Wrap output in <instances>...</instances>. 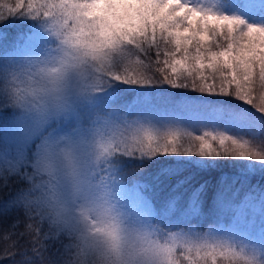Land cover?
I'll return each instance as SVG.
<instances>
[{
    "label": "snow or ice",
    "instance_id": "1",
    "mask_svg": "<svg viewBox=\"0 0 264 264\" xmlns=\"http://www.w3.org/2000/svg\"><path fill=\"white\" fill-rule=\"evenodd\" d=\"M15 24H23V30L13 34L5 28ZM53 56L65 66L91 68L107 81L234 96L264 114V0H0V78ZM47 96L29 99L0 89V176L7 177L0 180V215L23 210L34 221L15 199L22 178L38 172L42 153L50 154L65 140L63 133L82 130L72 123L76 99L54 105ZM174 118L172 113L125 117L117 137L122 155L264 160V142L253 138L223 130L191 137L155 123ZM137 214L157 221L168 237L160 253L163 264H254L264 258V237L215 233L147 211ZM19 223L4 238L28 235L30 241L20 246L14 241L0 251V259L46 264L55 246L44 229L28 223L26 232L17 233Z\"/></svg>",
    "mask_w": 264,
    "mask_h": 264
},
{
    "label": "clouds",
    "instance_id": "2",
    "mask_svg": "<svg viewBox=\"0 0 264 264\" xmlns=\"http://www.w3.org/2000/svg\"><path fill=\"white\" fill-rule=\"evenodd\" d=\"M105 81L91 68L65 66L53 56L45 64L9 70L0 89L29 99L47 93L55 105L97 92ZM121 133L119 123L82 127L75 135L69 130L50 154L42 153L38 172L22 178L15 199L55 246L46 264H163L168 237L157 221L130 211L113 183Z\"/></svg>",
    "mask_w": 264,
    "mask_h": 264
},
{
    "label": "trees",
    "instance_id": "3",
    "mask_svg": "<svg viewBox=\"0 0 264 264\" xmlns=\"http://www.w3.org/2000/svg\"><path fill=\"white\" fill-rule=\"evenodd\" d=\"M5 28L15 34L23 30L24 25H5ZM75 105L76 114L72 123L88 128L114 116L133 119L142 113L143 107L145 112L151 113L169 108L167 110L177 114L180 106L185 105L191 106V113H232L250 122L251 130L258 133L251 137L264 142V114L234 96L172 88L163 83L128 84L106 80L99 91L76 99ZM249 159L237 156L213 158L195 153L152 157L122 155L112 165L113 183L115 189L127 191L147 206L145 210L135 207L134 213L147 211L189 228L211 229L213 232L222 228L226 232L225 228L242 226L240 216L247 212L251 204L260 206L257 223L264 215V173L252 171ZM242 205L248 206L242 210ZM128 209L133 210V206ZM17 219L20 220L15 229L17 233L26 232V224H34L23 210L0 215V251L14 241L18 242V246L30 241L28 235L4 238L13 231L10 226ZM244 231L248 236H255L254 228H244ZM16 259L20 256L17 255ZM0 264L12 262L0 259Z\"/></svg>",
    "mask_w": 264,
    "mask_h": 264
},
{
    "label": "rangeland",
    "instance_id": "4",
    "mask_svg": "<svg viewBox=\"0 0 264 264\" xmlns=\"http://www.w3.org/2000/svg\"><path fill=\"white\" fill-rule=\"evenodd\" d=\"M177 114L172 112L171 110L163 109L160 112L157 113H172L174 114V119H167V120H157L155 123L165 130H174L178 131L181 134L185 136H200L203 135L206 131H212V130H223L230 134H235L238 136H242L245 138H252L251 136H257L258 133H254L253 130H251L252 126L251 123L248 122L244 118H240L235 114L232 113H223V112H205V111H193L192 108H190V105L180 106ZM144 110H142V113H139L138 116H144L151 112H145V107H143ZM189 110V111H188ZM155 113V112H152ZM113 116V115H109ZM134 117L133 119H135ZM125 118L121 117H110L107 120L99 121L97 123H103L106 125H113L117 123H121L124 121ZM96 123V124H97ZM95 124V125H96ZM93 125V126H95ZM251 133V134H250ZM254 139V138H253ZM255 140V139H254ZM257 141V140H256ZM259 142V141H257ZM243 158V157H242ZM245 159V158H243ZM251 167L250 169L252 171L261 172L264 173V160H257L254 158L249 159ZM249 160L247 162H249ZM254 168V170H253ZM250 170V171H251ZM119 197L121 198L123 204L130 208L133 206L134 208L139 206L141 209L145 210L147 206L143 204L141 201L137 200L136 197H132L127 191L123 192L122 189L117 188L116 189ZM248 205H242V210L246 209ZM259 205H250L247 212L240 216V221L242 223V226L239 228H225L224 230L226 232H223L222 228L221 231H214L215 233H227V234H239L246 237L247 232L245 233L244 228H254L255 236L258 237H264V215H262L259 219L261 220L260 223L256 222V217L258 213ZM264 207V205L262 206ZM244 231V232H243ZM263 232V234H262ZM248 237V234H247Z\"/></svg>",
    "mask_w": 264,
    "mask_h": 264
}]
</instances>
